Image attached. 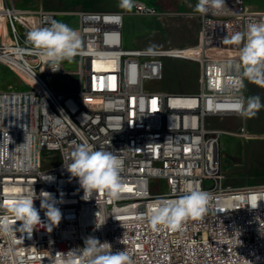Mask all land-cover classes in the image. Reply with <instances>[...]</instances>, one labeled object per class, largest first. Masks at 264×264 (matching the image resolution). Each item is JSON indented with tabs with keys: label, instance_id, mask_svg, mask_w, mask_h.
Here are the masks:
<instances>
[{
	"label": "built area",
	"instance_id": "obj_1",
	"mask_svg": "<svg viewBox=\"0 0 264 264\" xmlns=\"http://www.w3.org/2000/svg\"><path fill=\"white\" fill-rule=\"evenodd\" d=\"M0 3V199L33 187L37 196L49 192L63 201L57 204L61 222L51 232L37 226L30 238L25 234L22 239L19 232L11 239L0 236V264H53L57 252L82 247L88 236L109 242L114 251L127 250L134 264H264V185L225 183L220 141L227 132L212 127L242 117L228 102L244 96V86L239 87L242 66L234 70L239 46L224 43V38L244 31L264 12L248 8L244 0H225L217 14H185L196 20L195 42L167 46L163 42L176 16L142 0H134L130 11L75 13ZM132 18L137 33L156 40L125 44ZM53 21L74 24L71 28L81 36L73 59V92L56 90L52 81L66 73L67 60L54 72L26 42L30 30ZM154 29L160 33H151ZM183 37H188L186 30ZM186 47L200 56L182 55L179 49ZM164 59L199 65L197 94L148 88L162 80ZM2 68L19 87L2 88ZM80 143L113 151L123 160L126 190L119 199L99 191L83 199L78 180L64 166ZM44 152L56 154L57 162L44 166ZM189 184L209 193L207 212L185 221L182 230L153 228L149 208L185 195ZM34 206L39 210L40 199ZM5 215L11 219L0 209V216ZM40 216L46 224L43 210Z\"/></svg>",
	"mask_w": 264,
	"mask_h": 264
},
{
	"label": "clouds",
	"instance_id": "obj_2",
	"mask_svg": "<svg viewBox=\"0 0 264 264\" xmlns=\"http://www.w3.org/2000/svg\"><path fill=\"white\" fill-rule=\"evenodd\" d=\"M133 6L134 0H120V7L123 9L130 11ZM225 6V0H197L193 12L202 16L214 15L222 11ZM26 42L32 46L41 60L52 66L50 68L55 72L60 69L61 62L73 61L79 53L82 41L78 31L64 23L53 21L47 27L30 30ZM223 42L239 46L243 78L264 84V16L258 21L250 22L244 31L224 38ZM243 78L239 82L241 88L244 86ZM228 102L243 116L254 115L253 109L259 110L264 107L258 96L244 97L241 94L230 98ZM64 166L71 177L78 180L84 191V200H86L85 195L90 199L97 191L106 192L110 199L116 200L126 190L121 181L124 162L113 151L104 148L94 149L88 143H80L74 146L70 161L64 162ZM52 179L51 177L48 180ZM36 199H40L39 210L34 206ZM210 199L208 192L189 184L185 195L158 202L149 208L150 224L153 228L182 230L185 221L199 219L207 212ZM62 202L56 200L49 192L42 191L37 196L33 187L13 197L0 199V209L11 214V219L7 215L0 216V236L11 239L19 232L23 234L22 239L25 234L30 238L37 226L51 232L61 222L62 213L57 204ZM40 210L44 211L46 224L41 221ZM17 222H20L19 226ZM96 226L99 228L101 225L96 224ZM55 256L53 264H134L127 250L114 251L109 242L102 243L94 236L86 237L82 247L67 252H57Z\"/></svg>",
	"mask_w": 264,
	"mask_h": 264
},
{
	"label": "rangeland",
	"instance_id": "obj_3",
	"mask_svg": "<svg viewBox=\"0 0 264 264\" xmlns=\"http://www.w3.org/2000/svg\"><path fill=\"white\" fill-rule=\"evenodd\" d=\"M15 5L35 11L42 7L44 10L54 12H79V11H118L120 0H5ZM146 3L155 6L150 0ZM170 4L179 3L182 8L194 6L197 0H162ZM1 2V0H0ZM245 5L259 12H264V0H244ZM190 11V10H189ZM193 11V10H191ZM173 14V13H172ZM174 19L169 25V39L163 42L167 46L191 45L196 40L197 24L196 20L182 13H175ZM187 17L189 20L186 23ZM187 24L186 29L184 24ZM136 21L131 19L125 28V44L130 41H140L147 44L156 40L155 35L139 34L135 30ZM0 23V29H3ZM74 27V24H71ZM186 30L188 37L184 40L183 31ZM151 33L158 35L159 29H154ZM190 34V37H189ZM182 40V41H181ZM182 49H192L186 47ZM162 80L148 86L150 90L166 92L170 94L195 95L199 91V65L180 59L163 60ZM66 73L53 76V86L58 91L73 92L77 88V78L73 74L76 69V62L66 61ZM2 88L8 85L19 87L17 79L4 68L1 69ZM244 96L260 97L264 104V84L250 82L244 78ZM255 114L243 116L241 118H228L221 122H215L212 127L221 128L227 132L220 141V166L224 176V181L231 186H261L264 185V107L259 110H252ZM243 129V133L240 130ZM42 163L44 166H51L57 162V155L53 153H42ZM163 181H154L153 185L161 186Z\"/></svg>",
	"mask_w": 264,
	"mask_h": 264
},
{
	"label": "crops",
	"instance_id": "obj_4",
	"mask_svg": "<svg viewBox=\"0 0 264 264\" xmlns=\"http://www.w3.org/2000/svg\"><path fill=\"white\" fill-rule=\"evenodd\" d=\"M142 1H144V0H142ZM154 5H156V7L155 6H153V7H155L158 11H161V12H164V13H173V14H175V13H182V14H193V13H195V12H193V11H191V10H193V7L195 6H192V7H186V8H182L181 6H180V4L179 3H176V4H170V3H168V2H164V1H162V0H150ZM145 2V1H144ZM12 3V2H11ZM146 3V2H145ZM197 3V2H196ZM16 8H19V9H23V8H21V7H19V6H17V5H15L14 3H12ZM146 4H148V3H146ZM148 5H150V4H148ZM150 6H152V5H150ZM26 10V9H25ZM123 10H125V9H123ZM123 10H118V11H96V12H121V11H123ZM190 10V11H189Z\"/></svg>",
	"mask_w": 264,
	"mask_h": 264
},
{
	"label": "bare ground",
	"instance_id": "obj_5",
	"mask_svg": "<svg viewBox=\"0 0 264 264\" xmlns=\"http://www.w3.org/2000/svg\"><path fill=\"white\" fill-rule=\"evenodd\" d=\"M1 1H2V0H1ZM0 4H1V3H0ZM0 23L3 24L2 21H0ZM0 30H1V29H0ZM179 51H180V52L182 53V55H184V56H189V55L200 56L198 50H196V49H194L195 53H194V52L192 53V49H182V50H179ZM241 66H242V65L240 64L239 56H238V57H235V58H234V67H235L236 69H234V70H238V69H240ZM242 69H243V66H242Z\"/></svg>",
	"mask_w": 264,
	"mask_h": 264
}]
</instances>
